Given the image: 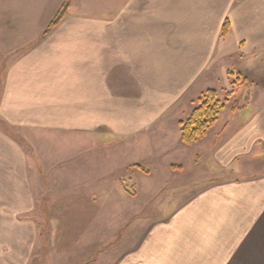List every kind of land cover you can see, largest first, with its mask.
<instances>
[{"label": "crops", "instance_id": "0c3cea01", "mask_svg": "<svg viewBox=\"0 0 264 264\" xmlns=\"http://www.w3.org/2000/svg\"><path fill=\"white\" fill-rule=\"evenodd\" d=\"M75 2L56 7L47 25L64 4L65 14L44 37L47 25L39 35L0 50L6 56L0 71V264H31L32 236L36 241L39 232L28 219L30 206L14 204L16 180H30L16 171V162L25 167L34 161L42 170L48 159L36 148L47 152L46 146L71 145L79 156L95 138L101 151L131 145L154 153L159 146L153 137H171L157 153L173 151L181 115L192 110L214 71L220 78L239 74L257 95L229 107L230 118L219 124L218 116L207 131L218 129L206 133L203 153L194 152L192 162L212 161L210 176L202 178L200 190L171 225L154 228L153 246L163 248L173 229L189 230L199 218L204 248L217 250L212 243L222 240L228 242L224 257L263 259L264 68L246 71L245 65L264 54V15L255 17L264 0H102L89 7ZM226 18L230 28L222 35ZM233 59L244 66L228 68L225 62Z\"/></svg>", "mask_w": 264, "mask_h": 264}, {"label": "rangeland", "instance_id": "374dc122", "mask_svg": "<svg viewBox=\"0 0 264 264\" xmlns=\"http://www.w3.org/2000/svg\"><path fill=\"white\" fill-rule=\"evenodd\" d=\"M62 1L71 6L72 0H0V50L17 40L39 35ZM94 1L102 2L80 0L88 7ZM78 2L76 0L75 3ZM263 15L264 9L260 5L255 17ZM5 64L6 56L3 54L0 56V71ZM225 64L235 71L244 66H237L234 59ZM262 65L264 68V54L254 61L247 60L245 69L255 71L256 66ZM219 73H211L213 78L207 81L209 84L205 89L216 90L218 99L225 103L219 115L221 124L230 118L229 107L246 105L257 95V90L244 84L234 89L225 101L226 92L231 90L235 78H220ZM261 75L264 76V72ZM239 77V81L244 82L243 77ZM186 105L178 110V114H182ZM187 113L181 116L186 118ZM215 129L217 127H213L207 136ZM153 139L158 142L156 149L159 150L164 139L168 142L171 137L155 136ZM202 140L184 144L178 138L175 150L166 153H157L156 150L153 153L150 149L145 150L148 146L141 150V147L131 145L109 152L101 151L95 138L88 140L85 152L79 156L69 148L71 145L67 148L63 144L46 146L47 152L36 148L38 156L41 153V157L48 159L46 168L42 170L34 161L23 164L25 167L16 162V171L25 172L30 180H16L15 207L30 206L28 219L39 229L36 241L32 236L31 264H231L232 260L260 264L258 262L264 258L222 256L227 241L213 242L212 246L218 245L217 250L215 247L204 248L208 243L200 239L204 226L197 222L199 218L195 224L189 225V230L183 225L173 229L172 240H162L163 248L153 246L154 228L163 231L164 226L171 225L177 211L183 210L195 191L200 190L202 178L205 179L206 174L210 176L212 161L201 159L194 164L192 162L194 152L199 157L203 153L205 141ZM36 143L38 147L39 142ZM55 157L73 159L62 163L49 161ZM134 161H140L138 165L142 167L137 168ZM170 162L178 167L170 165ZM206 183L201 184L208 185V181ZM3 205L6 207V203ZM196 209L199 212L198 207ZM16 219L22 221L24 218ZM184 236H190V239L184 242ZM184 245L193 247L183 248ZM153 251L156 255H152ZM209 251L211 255L208 256L206 253Z\"/></svg>", "mask_w": 264, "mask_h": 264}, {"label": "trees", "instance_id": "16d2710c", "mask_svg": "<svg viewBox=\"0 0 264 264\" xmlns=\"http://www.w3.org/2000/svg\"><path fill=\"white\" fill-rule=\"evenodd\" d=\"M235 3H240L242 0H234ZM65 4L60 7L52 20L42 33L44 37L51 29H53L63 18L65 14ZM230 23L226 18L222 24L221 34L226 35L229 31ZM229 75H234L235 80L232 81V88L226 92L225 101L234 93V89L240 87L247 81L243 78L244 82L239 81V74L229 72ZM225 103H222L217 96L214 89H206L194 101V107L189 115L179 122L180 125V140L184 144H191L203 138L207 131L215 124L221 110L224 108Z\"/></svg>", "mask_w": 264, "mask_h": 264}]
</instances>
